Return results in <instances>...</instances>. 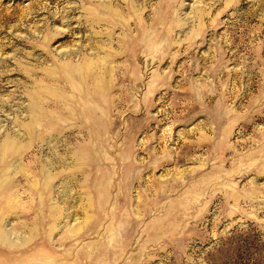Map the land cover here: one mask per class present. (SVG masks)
<instances>
[{
  "label": "rangeland",
  "instance_id": "rangeland-1",
  "mask_svg": "<svg viewBox=\"0 0 264 264\" xmlns=\"http://www.w3.org/2000/svg\"><path fill=\"white\" fill-rule=\"evenodd\" d=\"M0 264H264V0H0Z\"/></svg>",
  "mask_w": 264,
  "mask_h": 264
}]
</instances>
